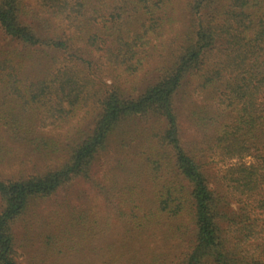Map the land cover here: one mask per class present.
Listing matches in <instances>:
<instances>
[{
    "label": "trees",
    "instance_id": "16d2710c",
    "mask_svg": "<svg viewBox=\"0 0 264 264\" xmlns=\"http://www.w3.org/2000/svg\"><path fill=\"white\" fill-rule=\"evenodd\" d=\"M80 183L112 242L86 210L18 240ZM23 262L264 264V0H0V264Z\"/></svg>",
    "mask_w": 264,
    "mask_h": 264
},
{
    "label": "rangeland",
    "instance_id": "374dc122",
    "mask_svg": "<svg viewBox=\"0 0 264 264\" xmlns=\"http://www.w3.org/2000/svg\"><path fill=\"white\" fill-rule=\"evenodd\" d=\"M61 132H64V130H61ZM246 160L249 161V159H246ZM104 166H105V163H104ZM101 173H102V168L97 172V175H99L98 176L99 179L101 178ZM209 180H210V182L213 181L214 177L210 176ZM66 199L74 202V204L77 207H60L61 202L63 200H66ZM34 210H35L34 213H36V217H34L32 221H30L29 218H24V220L20 221L18 223V225L16 226L17 231H18V233H17L18 240H20V242H21V240L23 238L33 239L35 248H33V247L32 248L34 250L37 249V247H38V243H37L38 239H36V236L38 235V233L40 231V229H36V228L40 227L41 225H43L44 223H46L49 220H50V222H49V224H50L51 219L54 218V215H57V218H58L59 213L62 211L68 212L71 215L72 214L76 215L77 213H80V211L86 210V211L90 212V214H91L90 218L93 217V219H94V217H95V218H99L101 220V217H104L101 221L103 222V224H104V222H106L107 223L106 226L109 228V233L106 236L109 237V241H111V242H112V240L115 239V237H112L115 235V232L113 230L114 223L112 221H110V218L111 219H112V217L114 218V213L112 211V207H104V204L102 203V201L100 199H98L96 196H94V190L90 186L83 185L82 183L74 185V188L72 187V191L68 194L60 193L58 196H56L54 198L44 200L43 202H41V205L39 207H35ZM68 217H69V215H68ZM26 220L30 221L31 224L34 226L32 228L29 227L27 230L33 229L37 233H35V232H32L31 234L26 233V230L24 228V223H23ZM110 227H112L111 233H110ZM43 231H44V233H43V237H44L50 231V229L44 228ZM20 244L22 245V243H20ZM26 251H28V250L23 251L22 248H21V251H19L22 260H26L25 258H27ZM36 251L38 253H40L39 250H36ZM182 252H183V250H178V251H176L174 256L178 255V258L181 259L182 258ZM33 257H34V255H30L28 257V259H32ZM35 260H37V259L35 258ZM30 261H32V260H30ZM24 264H27V262H25Z\"/></svg>",
    "mask_w": 264,
    "mask_h": 264
}]
</instances>
